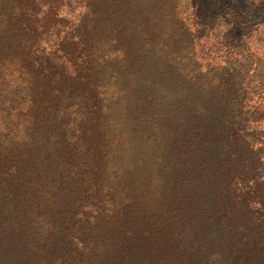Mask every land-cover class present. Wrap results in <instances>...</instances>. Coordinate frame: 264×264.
I'll use <instances>...</instances> for the list:
<instances>
[{
	"label": "trees",
	"instance_id": "obj_1",
	"mask_svg": "<svg viewBox=\"0 0 264 264\" xmlns=\"http://www.w3.org/2000/svg\"><path fill=\"white\" fill-rule=\"evenodd\" d=\"M91 1L0 0V131L8 138L0 145V207L9 212L20 205L44 227L47 239L57 235L42 252L51 258L56 254L60 264H223L220 255L196 261L191 243L180 242L189 225L192 229L201 222L221 232L220 239L231 233L247 237L252 250L239 259L264 264L259 154L249 145L233 146L245 140L240 133L245 125L261 121L256 115L264 104L249 114V101L238 95L221 98L228 88L237 92L244 81L218 86L215 105L224 122L215 119L220 127L227 120L228 133L223 138L206 134L201 141L215 147L226 183L205 194L206 182L198 180L195 194L168 201L154 184L157 155L141 160L142 166H151L148 175L138 178L132 174H142L140 166L133 169L124 159V135L112 120L88 27ZM258 7L252 24L240 18V7L221 9L218 15L237 28H260L264 0ZM193 16L195 28L204 34L213 30L195 18L197 13ZM223 40L226 54L246 48L242 36ZM201 54V59H214ZM199 136L178 143L176 162L191 154ZM167 154L166 162L175 161ZM193 174L190 170L189 185ZM184 177L172 185H186Z\"/></svg>",
	"mask_w": 264,
	"mask_h": 264
},
{
	"label": "rangeland",
	"instance_id": "obj_2",
	"mask_svg": "<svg viewBox=\"0 0 264 264\" xmlns=\"http://www.w3.org/2000/svg\"><path fill=\"white\" fill-rule=\"evenodd\" d=\"M235 7H240L239 16L247 24H252L259 12L258 0L90 2L91 15L87 19L96 64L107 89L112 120L118 122L116 125L124 135V159L133 169L140 166L142 174H132L138 178L148 175L151 166V163L142 166L141 160L157 155L153 164L158 169L154 184L159 192H165L168 201L188 195L201 180L206 182L205 194L215 188L223 189L226 183L215 147L201 141L206 134L223 138L228 133L227 120L224 119L223 127L218 125L219 120L223 121L218 114L221 110L215 105L219 100L215 99L218 86L224 81L235 85L236 79L244 81V85L237 86V92L236 87L228 88L221 98L238 95L244 102L249 101V114L264 104V26L244 30L218 15L221 9ZM194 13L199 15L195 18L200 23L211 25L213 30L204 34L195 28ZM227 36L233 39L242 36L246 48L234 50L237 54H226L227 48L220 45ZM202 52L214 59H201ZM256 117L261 121L245 125L240 132L245 140L241 138L233 146L249 145L253 152H258L259 175L264 179V109ZM197 133L200 136L191 154L176 162L174 151L178 143H186ZM5 134L0 131V145L8 140ZM167 152L175 161L166 162ZM190 170L196 177L189 185ZM183 177L186 185H172L174 179L180 181ZM3 210L0 207V264L61 263L56 254L51 258L46 250L42 252V247H49L57 235L47 239L42 233L44 227L20 205H14V209L10 206L9 212ZM210 225L201 222L192 225V229L189 225L184 232L186 240L180 241L184 245L191 243L192 256V252L198 256L195 260L206 261L220 255L223 264H246L247 259L239 258L247 255V249L252 250L251 241L233 233L220 239L221 232ZM245 242L248 245H242ZM132 259H141V255Z\"/></svg>",
	"mask_w": 264,
	"mask_h": 264
}]
</instances>
